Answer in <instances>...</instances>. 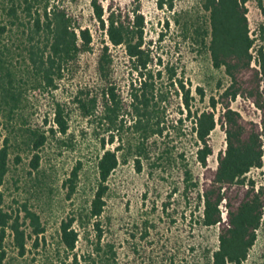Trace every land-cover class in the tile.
Masks as SVG:
<instances>
[{
    "label": "trees",
    "instance_id": "obj_1",
    "mask_svg": "<svg viewBox=\"0 0 264 264\" xmlns=\"http://www.w3.org/2000/svg\"><path fill=\"white\" fill-rule=\"evenodd\" d=\"M8 1V22L0 26V36L12 32L10 37L19 43L15 52L0 38V188L9 170L12 148L32 151L31 167L37 170L39 150L49 133L67 132L66 104L56 97L55 91L61 82L77 76L87 56L94 53L91 29L82 26L63 1ZM247 1L202 2L209 21L202 38H208L205 44L213 67H224L229 77L228 85L217 96L210 97L206 108L193 109L190 83L177 78L174 68L165 67L175 94L187 111L186 117L191 120V134L196 143L194 156L201 169L197 178L193 177L192 170L185 171V196L201 208L203 226L218 227L217 246L204 256L207 259L204 264H244L264 222V187L247 176L252 168L264 165V0H254L263 21L253 32L249 27ZM90 3L98 29L104 33L94 66L100 81L97 90L86 86L79 90L78 109L83 116L98 117L107 131L121 128L125 115H129L143 141L137 145L141 156L146 149L144 142L163 132L165 106L162 103L166 98L156 87L155 76L160 77L162 72L153 68L154 55L144 36L145 16L138 6L105 8L101 0ZM158 4L162 7V0ZM172 6L170 2L169 7ZM111 45L124 49L131 75L126 97L121 95L113 78ZM195 91L204 96L202 87L197 86ZM30 96L41 97L47 104L43 122L50 120L48 129L37 122H25L24 111ZM237 100L244 103L245 110L253 107L259 114L258 120L246 118L234 108ZM217 125L225 133L226 146L217 153L216 165L211 166L209 158L214 150L210 136ZM114 139L109 133L100 140L103 152L97 162L98 184L86 215L92 219L95 230L93 249L85 254L74 252L78 241L74 217L60 225L61 242L69 253L67 264H109L117 256L114 244L103 242L100 222L106 204V183L118 167L117 151L122 149L121 146L106 148ZM79 169L75 167L71 177L65 180L68 196L76 189ZM1 199L0 192V204ZM24 212L32 227L28 234L20 227L18 217L12 219L0 206L2 235L6 227L11 230L20 254L25 252L26 238L36 239L44 231L35 212L27 208ZM168 264L178 262L173 256Z\"/></svg>",
    "mask_w": 264,
    "mask_h": 264
},
{
    "label": "rangeland",
    "instance_id": "obj_2",
    "mask_svg": "<svg viewBox=\"0 0 264 264\" xmlns=\"http://www.w3.org/2000/svg\"><path fill=\"white\" fill-rule=\"evenodd\" d=\"M60 1L70 8L82 26L91 29L94 53L87 56L77 76L61 82L55 91L56 97L66 104L68 130L65 134L49 133L39 150L38 169L31 167L32 151L12 148L9 170L0 188L1 209L12 219L18 217L26 234L32 227L24 210H32L39 216L44 231L36 239L26 238L25 252L20 254L11 230L6 227L2 235L0 229V264H67L69 253L61 242L60 225L70 217L75 218L73 227L78 232L74 252L85 254L93 249L95 230L92 219L86 215L98 184L97 162L103 152L100 140L109 133L115 139L106 148H122L117 151L118 167L106 183V204L100 218L103 242L113 243L117 250L115 261L109 264H168L173 256L178 264H204L207 260L204 256L217 246L218 227L203 226L201 208L185 196V171L192 170L193 177L197 178L201 169L194 156L196 143L191 134V120L186 117L187 111L165 69L174 68L177 78L190 83L193 109L206 108L210 97L217 96L228 85L224 67L212 65L205 44L208 38H202V32L209 28L203 0H162V7L159 0H101L105 8L109 5L126 9L139 7L146 21L145 41L154 55L153 68L162 72L155 80L157 90L166 96L162 103L164 129L162 134H154L144 142L146 149L141 156L137 145L143 141L129 115H125L121 128L107 131L98 117L83 116L79 111L76 100L79 90L85 86L91 90L99 88L94 66L104 33L93 18L91 0ZM9 4L8 0H0V26L8 22ZM247 6L253 32L263 16L254 0H248ZM12 35L7 32L0 38L15 51L19 42ZM110 47L114 55L113 78L121 95L126 97L131 75L124 49ZM197 86L203 88V97L196 93ZM26 104L25 122H37L48 129L50 120L43 122L48 110L44 99L30 96ZM233 107L246 118L258 120V112L253 107L243 109L241 100L234 102ZM210 141L214 151L209 163L215 166L217 153L226 146L225 133L219 125L212 131ZM18 154L20 160L16 161ZM75 167L80 168L76 189L68 196L65 180L71 177ZM247 176L264 187V165L252 168ZM244 264H264V222Z\"/></svg>",
    "mask_w": 264,
    "mask_h": 264
}]
</instances>
